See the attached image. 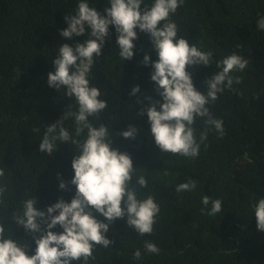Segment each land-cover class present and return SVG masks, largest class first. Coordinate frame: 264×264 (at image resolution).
Here are the masks:
<instances>
[{
    "label": "trees",
    "instance_id": "obj_1",
    "mask_svg": "<svg viewBox=\"0 0 264 264\" xmlns=\"http://www.w3.org/2000/svg\"><path fill=\"white\" fill-rule=\"evenodd\" d=\"M87 2L102 15L110 6L109 0ZM78 3L0 0V169L4 170L0 186L5 188L0 195V223L5 236L10 233L29 255L34 254V239L16 225L13 214L30 197L36 198L39 210L46 211L61 198L70 202L75 194L70 183L75 146L58 141L48 155L39 151V143L47 126L66 111L77 110L75 98L63 88L50 87L47 75L55 71L53 60L61 45L74 47L89 38L90 29L71 39L60 35L68 27L65 16L74 15ZM152 3L144 0L141 8ZM262 17L264 0H183L171 16L178 38L213 53L212 65L197 66L192 72L198 90L206 91L203 81L216 74V62L227 55L235 53L248 60L242 72L232 73L241 83L226 88L207 105L211 115L223 121L224 134L210 130L195 158L161 152L146 111L141 114L151 103L162 102L150 78L151 64L142 63L146 53L151 61L158 59L149 36L137 29L134 56L122 60L115 28L109 26L110 38L89 76L90 86L100 90L108 106L89 120L94 126H107L112 146L131 156L136 176L143 175L148 182L138 190V197L152 195L160 212L150 235L128 227L126 217L111 223L106 236L112 243L95 246L94 258L87 264H264V231L257 230L254 214L255 204L264 198V30L257 27ZM137 85L140 91L131 95ZM64 124L74 135L71 117ZM130 125L137 129L135 139L120 135ZM208 127L203 118H197L198 141ZM189 180L196 182L195 190L177 193L176 186ZM61 181L66 189L59 187ZM205 195L210 198L208 206L202 204ZM215 199L221 200L222 210L208 215ZM97 218L105 220L99 214ZM52 231L62 229L57 226ZM146 240L156 244L159 252L147 253ZM136 249L142 253L140 260L133 258Z\"/></svg>",
    "mask_w": 264,
    "mask_h": 264
},
{
    "label": "clouds",
    "instance_id": "obj_2",
    "mask_svg": "<svg viewBox=\"0 0 264 264\" xmlns=\"http://www.w3.org/2000/svg\"><path fill=\"white\" fill-rule=\"evenodd\" d=\"M109 4L102 15L90 7L87 0H79L75 14L65 16L68 27L61 30L62 37L83 36L90 29L89 38L74 47L67 43L61 45L53 60L55 71L47 75L50 87L63 88L68 97L75 98L77 110L66 111L60 120L47 126L39 151L51 155L58 141L75 146L77 155L71 162L74 176L70 181L75 186V194L70 202L61 198L46 211L37 208L35 197L25 199L22 209L13 214V220L33 237L34 254L29 255L26 246L19 244L10 233L6 237L4 224L0 223V264H73L74 261L87 264L94 258L95 246L108 247L112 243L106 236L109 225L125 217L127 226L138 234L153 232L160 212L159 204L152 195L143 199L138 197V190L147 187V180L143 175L136 176L128 153L112 146L109 128L104 124L94 126L89 120V117L98 118L108 106L100 98V90L90 86L89 76L95 58L101 56L105 40L110 38L109 26L115 28V43L122 60H131L134 56L137 29L149 36L152 49L157 53L155 61H151L146 53L142 63L151 64L150 78L155 82V90L162 102L151 103L141 109V114L146 111L151 135L161 152L195 158L210 130L214 129L220 136L224 134L223 121L214 118L207 105L215 102L226 88L241 83V78L232 73L242 72L248 66V60L233 53L216 62L218 71L203 81L206 91L202 92L194 86L192 72L197 66L212 65L213 53L190 46L185 38H178V26L171 16L183 0H153L151 6L143 9L144 0H109ZM257 27L264 30V17L257 21ZM139 91L137 85L130 94L136 95ZM147 99L151 100L150 97ZM68 117L73 120L74 135L64 126ZM197 118H203L209 126L200 132L199 141L194 128ZM136 133V127L130 125L120 135L135 139ZM3 176L4 170L0 169V177ZM196 186L195 181L189 180L178 184L175 190L177 193L188 192ZM59 187L66 189L67 184L61 181ZM4 192L5 188L0 186V195ZM209 203L210 198L203 196L202 204L208 206ZM221 210V200H211L207 214L216 215ZM97 214L105 220L98 219ZM254 214L257 230L264 231V198L255 204ZM57 226L62 231H52ZM144 248L149 254L159 252L157 245L147 240ZM141 257L140 249H136L133 258L140 260Z\"/></svg>",
    "mask_w": 264,
    "mask_h": 264
}]
</instances>
